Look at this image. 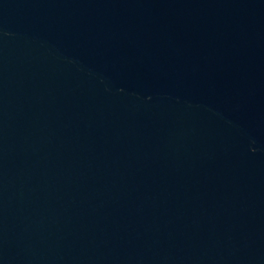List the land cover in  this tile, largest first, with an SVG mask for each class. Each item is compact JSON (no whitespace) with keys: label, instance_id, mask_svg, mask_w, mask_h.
Returning <instances> with one entry per match:
<instances>
[{"label":"water","instance_id":"water-1","mask_svg":"<svg viewBox=\"0 0 264 264\" xmlns=\"http://www.w3.org/2000/svg\"><path fill=\"white\" fill-rule=\"evenodd\" d=\"M0 264H264V0H0Z\"/></svg>","mask_w":264,"mask_h":264}]
</instances>
